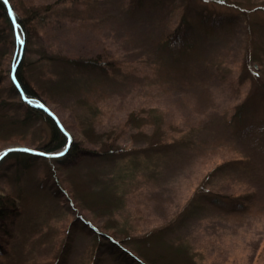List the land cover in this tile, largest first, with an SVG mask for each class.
I'll list each match as a JSON object with an SVG mask.
<instances>
[{
  "label": "rangeland",
  "instance_id": "rangeland-1",
  "mask_svg": "<svg viewBox=\"0 0 264 264\" xmlns=\"http://www.w3.org/2000/svg\"><path fill=\"white\" fill-rule=\"evenodd\" d=\"M17 1L41 10L30 21L25 81L79 147L102 154L66 170L53 168L47 180L43 161L23 173L21 182L11 173L1 175L13 161L0 164V197L12 199L22 189L20 214L0 233L1 245L10 251L1 263L138 264L113 253L106 234L120 251H137L147 264H264V95L257 110L245 115L244 127L232 120L234 108L256 85L244 68L250 53L263 57L253 72L261 73L264 83V12L258 9L264 0H231L249 11L246 16L201 0H167L134 17L119 9L125 0ZM186 5L192 13L205 6L231 21L182 62L175 50L162 62L158 39ZM8 50L0 44L6 109L21 104L7 79ZM65 57L109 60L120 68L79 71L57 60ZM242 77L248 79L240 83ZM4 114L23 116L15 107ZM89 123L94 132L84 136ZM157 124L167 139L162 147L151 144L159 136L152 134ZM18 134L1 140L0 149L37 146L47 140L48 128L33 120ZM110 143L117 149L106 154ZM57 186L66 193L57 197ZM80 216L99 229L97 237L80 226Z\"/></svg>",
  "mask_w": 264,
  "mask_h": 264
},
{
  "label": "trees",
  "instance_id": "trees-1",
  "mask_svg": "<svg viewBox=\"0 0 264 264\" xmlns=\"http://www.w3.org/2000/svg\"><path fill=\"white\" fill-rule=\"evenodd\" d=\"M193 1V0H188ZM205 4H213L217 6H223L226 8H233L239 11L243 15H248L249 11L237 4L238 2H232L231 0H201ZM8 7L6 6L4 0H0V44L1 47L5 46L8 47L10 50L7 51L9 54L8 59V69H7V79L9 81L10 90L12 93L16 94L21 102L20 105H15L13 103H9V109H6L4 106L8 105L4 103V99L0 96V131L3 132L9 131L6 135L0 136V141H9L12 138H16L20 136L18 131L23 129L25 126H29L31 121L33 120H41L48 128V138L45 142H41V144H36L37 146L28 147V146H13L5 149H0V164L2 165L7 160L13 161L12 164L7 165L3 171H1V175H13L15 182H21V177L23 173L27 175L31 173V170H36L33 166L36 165L37 161H43L47 164L46 172L48 176H46L45 180L49 179L52 175V169L58 168L62 170H66L71 167L78 166L83 159L87 158H95L98 154H102L97 148L94 150H87L79 147L73 135L67 129V125L63 122V120L57 115V113L49 106V104L42 98L37 91L32 89L30 85L25 81L24 77V70H25V53L27 51V45L30 43V39L32 38V33L30 32V21L33 17H37L41 14L40 8H23L21 5H18L17 0H6ZM65 3H70L69 0H63ZM159 3H167V0H125L124 3L119 7L120 10L124 13H132L131 17H134L139 10H147L149 7H154L155 5L158 6ZM215 5V6H216ZM159 7V6H158ZM261 11L264 12V6L258 7ZM180 12L177 18L176 24H173L171 30L163 31L162 35L158 39V46L161 50L160 57L166 59L169 55H172L173 51L178 54V59L183 61L185 55L190 52V49H193L197 44L200 43H207L210 36H212L215 31H217L218 27L223 26V23L230 22L231 18H225L222 15L217 13H212L208 8L205 6L199 7L195 9V12L192 13L189 11V6H183L179 8ZM20 11V13H19ZM146 12V11H145ZM13 18L11 20L10 14ZM66 17L69 16L67 13ZM33 15V16H31ZM72 17H69L68 20ZM128 19H131L130 17ZM138 20H142L141 16L136 18ZM155 26V25H154ZM153 26V27H154ZM252 27V25H249ZM23 41V43H22ZM45 54V53H44ZM50 58V62L55 59V57L47 56ZM106 59L108 56H105ZM20 59V60H19ZM59 62L63 61L68 66H75L76 68L81 71V69H89L92 71H105L104 69H115L120 68L113 66L109 60H104L100 63V61H93L84 60L81 58H70L65 57L61 59H57ZM263 60V57L260 55H256L255 53L251 55L245 62L244 68L248 71L251 75V80L256 82V85H253L251 91L246 95L241 103H239L234 108V113L232 115V120L235 125L242 124L244 127L246 125L247 118L245 117L248 112H254L257 110L256 103L258 100L261 99V96L264 95V83L261 82V73L253 72L255 65L260 67V61ZM56 62V61H55ZM31 63H28L27 68L30 67ZM261 71V68H260ZM247 77H242L239 79V82H243L247 80ZM22 93V95H21ZM13 107L20 109L23 112V116H6L4 112L10 111ZM45 107L49 109L58 119L60 125H57L53 119L45 113L42 108ZM152 113H156V110ZM13 117V118H11ZM138 120V119H137ZM241 126V125H240ZM253 127V124L248 126V130L250 131ZM6 129H8L6 131ZM159 130H162L161 125L157 124V126L152 130L153 135H158L157 141H154L151 144H155L157 146H163L166 143H161V141H166V138H162L161 134L158 133ZM84 136H91L92 132H94L92 124H86L85 127L82 128ZM1 133V132H0ZM20 139V138H19ZM114 140V139H113ZM174 142L173 139H171ZM112 148V149H111ZM23 149H28L33 152H29ZM97 149V150H96ZM109 149L112 151L116 148L114 143H110L109 146L103 148L106 154L109 153ZM100 150H102L100 148ZM98 151V152H97ZM39 159V160H38ZM239 161V160H238ZM237 162H232V165ZM231 163V162H230ZM227 163L225 165H221L216 168L214 171L224 169L225 166L229 165ZM14 166V172L11 167ZM37 166V165H36ZM213 171V172H214ZM13 172V174H12ZM44 180V181H45ZM43 183V182H41ZM54 184H58L57 181ZM55 192L60 191L57 187L53 188ZM202 192H205V188ZM63 191V192H62ZM22 189H19L17 193H21ZM66 193V190L60 191L57 197ZM13 194L12 199L8 197H0V233L2 231L5 232V225L11 222L14 218H16L19 213V195ZM196 196V195H194ZM191 199L190 203L195 202V199ZM76 201L80 200L81 198H75ZM212 203H217L219 200L214 199L211 200ZM237 202V200H236ZM235 202V203H236ZM192 204V205H193ZM194 207V205H193ZM196 208V207H195ZM181 215V214H180ZM180 215L176 217L173 221H178ZM80 221V226L88 231V233L92 237H97L99 233V229L95 226H92L89 222L83 219L82 216L78 217ZM173 222L164 226L161 230L165 231L168 226H172ZM158 232V231H157ZM153 234V233H152ZM2 235V234H1ZM68 235V232H67ZM152 235H149L151 237ZM104 237L108 240L107 244L114 249L113 253L116 251L120 254H127L129 255L131 260L136 261L138 264H147L143 260L137 257V253L134 250L126 251L125 249L121 248L120 251L116 246L117 243L114 240V237L111 235L104 234ZM110 241V242H109ZM1 242V236H0ZM116 245V246H115ZM9 249L6 246H2L0 243V264H2V260L7 258L9 255ZM57 260V258H56Z\"/></svg>",
  "mask_w": 264,
  "mask_h": 264
},
{
  "label": "water",
  "instance_id": "water-1",
  "mask_svg": "<svg viewBox=\"0 0 264 264\" xmlns=\"http://www.w3.org/2000/svg\"><path fill=\"white\" fill-rule=\"evenodd\" d=\"M4 2H5V4H6V6L8 7V4H7L6 0H4ZM9 14H10V13H9ZM10 17H11V20L13 21V18H12V16H11V14H10ZM19 60H20V59H19ZM21 95H22V93H21ZM42 110H43L45 113H47V114L53 119V121H54L57 125H60V123H59L57 117H56V116H55V115H54L49 109L43 107ZM23 150H26V151H29V152H33V151L28 150V149H23ZM0 158H1V156H0Z\"/></svg>",
  "mask_w": 264,
  "mask_h": 264
},
{
  "label": "snow or ice",
  "instance_id": "snow-or-ice-1",
  "mask_svg": "<svg viewBox=\"0 0 264 264\" xmlns=\"http://www.w3.org/2000/svg\"><path fill=\"white\" fill-rule=\"evenodd\" d=\"M22 43H23V41H22ZM31 151V150H30Z\"/></svg>",
  "mask_w": 264,
  "mask_h": 264
}]
</instances>
